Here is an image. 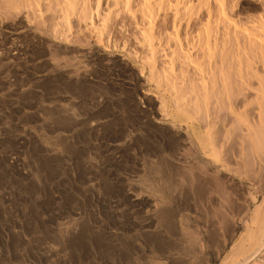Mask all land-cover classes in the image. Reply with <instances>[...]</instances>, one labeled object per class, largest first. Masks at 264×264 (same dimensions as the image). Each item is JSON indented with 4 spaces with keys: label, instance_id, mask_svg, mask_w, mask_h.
<instances>
[{
    "label": "rangeland",
    "instance_id": "obj_1",
    "mask_svg": "<svg viewBox=\"0 0 264 264\" xmlns=\"http://www.w3.org/2000/svg\"><path fill=\"white\" fill-rule=\"evenodd\" d=\"M68 1L0 0L1 263L252 254L264 211V0L224 2L231 22L215 0H182L178 23L160 0ZM205 3L213 20H200ZM146 4L157 10L150 27L138 19ZM207 18L213 59L187 53ZM222 54L223 73L212 68ZM261 251L252 264H264Z\"/></svg>",
    "mask_w": 264,
    "mask_h": 264
},
{
    "label": "bare ground",
    "instance_id": "obj_2",
    "mask_svg": "<svg viewBox=\"0 0 264 264\" xmlns=\"http://www.w3.org/2000/svg\"><path fill=\"white\" fill-rule=\"evenodd\" d=\"M120 1H121V0H120ZM148 1H149V0H148ZM148 1H147V2H148ZM155 1H156V0H155ZM155 1H154V4L156 3ZM209 1H210V0H209ZM209 1H208V2H209ZM215 1L217 2V4L214 3V4H216V7L219 6L218 10L220 11V12H219V13H220V18H221V19L223 18L224 20H227V21L231 22L232 20H231L230 17H229L230 19H227V17H228L229 14L227 15V13H228V12H226V11H228V10H226L227 5L224 4V2H227V1H229V0H215ZM63 2H64V1H63ZM127 2H128V1H127ZM129 2H130V1H129ZM129 2H128V4H129ZM157 2H158V1H157ZM165 2H167V5H166ZM172 2H173V1H172ZM175 2H176V3H175L174 5L171 4V0H168V1H166V0H160V1H159V5H158V3H156V5H158L157 7H159L160 11H161V9H165V8L168 9V7H169L170 10L173 8V10L176 11V12H175L176 14L174 15V16H176V18L172 20V21H174V22L177 20V16L180 14V11H181V10H180V9H181L180 7L182 6L181 3H182L183 1H182V0H181V1H180V0H176ZM211 2H212V1H211ZM67 3L69 4V1H68V0H67ZM67 3H65V4H67ZM118 3H120V2H118ZM118 3H117V4H118ZM228 3H229V2H228ZM68 4H67V5H68ZM73 4H74V3H72L71 5L73 6ZM205 4H206V5L208 4V5H207V6H208V10H207V12L205 11L206 14H202L203 16H202V15H201V17L198 16V17H200V20H202V19L204 20V18H206V17H208V18L211 19L212 17L217 16V15L214 14V13H215V12L217 13L218 10L216 9V11L214 12V10H213V3H205ZM71 5L69 4L68 7L71 6ZM118 5H119V4H118ZM125 5H126V4H125ZM129 5H130V4H129ZM146 5H147V4H146ZM146 5H145V6H146ZM180 5H181V6H180ZM184 5H185V4H184ZM72 6H71V7H72ZM74 6H75V4H74ZM148 6H149V7H148ZM154 6H155V5H154ZM154 6H153L152 4L147 5V8H148V9H147V10H146V9H145V10L143 9V11L140 12V13H142L141 16L137 15V17H138V16L140 17V18H138V19H140L139 22H140L141 24H142L143 22L145 23L147 20L152 19V18L155 17V13H157V12H156L157 10H155V7H154ZM179 6H180V7H179ZM201 6H202V5H201ZM201 6H200V7H201ZM203 6H204V5H203ZM71 7H70V8H71ZM183 7H184V6H183ZM216 7H215V8H216ZM66 8H67V6H66ZM131 8H132V7H131ZM205 8H206V7H205ZM189 9H190V8H189ZM229 9H230V8H229ZM173 10H171V11H173ZM154 11H155V12H154ZM158 11H159V10H158ZM160 11H159V12H160ZM163 11H164V10H163ZM174 11H173V13H174ZM130 12H131V11H130ZM132 12H134V11H132ZM136 12H137V11H136ZM181 13H182V11H181ZM200 13H201V12H200ZM153 14H154V16H153ZM158 14H159V13H158ZM217 14H218V13H217ZM181 16H182V14H181L179 17H181ZM229 16H230V15H229ZM134 17H135V15H134ZM182 17H183V16H182ZM135 18H136V17H135ZM173 18H174V17H173ZM208 18H207V19H208ZM218 18H219V17H218ZM178 19H180V18H178ZM136 20H137V18H136ZM152 20H154V19H152ZM211 20H213V19H211ZM214 20H215V23H216L217 21H218V22L220 21V20H217V19H214ZM216 20H217V21H216ZM230 20H231V21H230ZM149 21H150V20H149ZM149 21H148V23L146 22V24H148V26L150 25L149 23H151V21H150V22H149ZM263 21H264V20H263ZM139 22H138V23H139ZM202 22H203V21H202ZM207 22H208V25H209L210 27H208L207 29H206V27H204V29L207 30V31L204 30V31H205V32H204V35H205V33H206L207 35H206V37H203V38H202L203 40L206 38V39L203 41V44L201 43V40H202V39L200 40V39L198 38L199 41H200V44H198L199 42H198V43H195V40H194V42H193V44H192V47L190 46V50H188V52H187V53L190 52V54H193V53H191L192 50H194V49L197 48V50H195V51L197 52V54H198V52L201 54L202 59H203V57L205 58V56H206L207 54H208V56H206V57H211V58H212V56H215V55L217 54V53H216V48L213 47V43H212V42L217 43V35H216L215 38L213 37V39H214V41H213V39L211 38V37H212V36H211V35H212V32H211V31H213V30H212L213 28L211 29V26H212V25H210V24H213V23H210L209 19H208ZM207 22H206V23H207ZM260 22H261V21H260ZM144 23H143V24H144ZM153 23H154V21L152 22L151 25H153ZM175 23H178V22L176 21ZM220 23H221V22H220ZM220 23H219V24H220ZM222 23L227 25V26H224L225 28L227 27L226 29L229 28V27H228L229 24L225 23V21H223ZM141 24H140V25H141ZM146 24H145V25H146ZM206 25H207V24H206ZM138 26H139V25H138ZM179 26H180V25H179ZM216 26H217V25H216ZM229 26H230V25H229ZM149 27H150V26H149ZM180 27H181V26H180ZM183 27H184V26H183ZM212 27H213V26H212ZM153 28H154V27H153ZM153 28H152V30H154ZM188 28H189V27H187V29H188ZM182 29H183V28H182ZM184 29H185V28H184ZM189 29H190V28H189ZM216 29H217V28H216ZM232 29H233V28H232ZM144 30H145V29H144ZM190 30H191V29H190ZM217 31H218V30H217ZM220 31H221V30H220ZM149 32H150V31H149ZM149 32H147V33L149 34ZM215 32H216V31H215ZM225 32H226V31H225ZM229 32H230V31H229ZM187 33H188V32H187ZM213 33H214V32H213ZM217 34H219V33H217ZM152 35H153V34H152ZM220 35H221V34H220ZM226 35H227V34L225 33V36H226ZM228 35H229V33H228ZM149 36H150V35H149ZM233 36H234V35H233ZM177 37H178V36H177ZM219 37H220V36H219ZM227 37H228V36H227ZM255 37H256V36H255ZM180 38H181V37H180ZM228 38H229V37H228ZM235 38H236V37H235ZM260 38H261V37H260ZM154 39H155V37H154ZM249 39H250V38H249ZM258 39H259V38H258ZM211 40H212V41H211ZM220 40H221V39H220ZM225 40H227V38H226ZM235 40H236V39H235ZM177 41H178V39H177ZM180 41H182V40H180ZM187 41H189V40H187ZM187 41H186V43L190 45L191 43H190V42L188 43ZM192 41H193V40H192ZM192 41H191V42H192ZM178 42H179V41H178ZM218 42H219V40H218ZM234 42H237V40L234 41ZM250 42H251V41H250ZM179 43H180V42H179ZM179 43H177V44L180 45V46H183L182 44H179ZM194 44H196V45H194ZM197 44H198V45H197ZM239 44L241 45V43H239ZM239 44H238V45H239ZM178 45H177V46H178ZM189 45H188V46H189ZM216 46H217V44H216ZM153 47H154V46H153ZM155 47H156V46H155ZM155 47H154V48H155ZM204 47L207 48L206 51H205ZM237 47H238V46H237ZM179 48L182 50V48H184V47H179ZM191 48H192V50H191ZM239 48H240V47H239ZM244 48H245V47H244ZM251 48H252V46H251ZM159 49H160V48H159ZM177 49H178V48H177ZM180 49H178V50H180ZM185 49H186V48H185ZM248 49H249V48H248ZM255 49H256V48H255ZM181 50H180V51H181ZM183 50H184V49H183ZM235 50H236V49H235ZM238 50H239V49H238ZM251 50H253V49H251ZM153 51H154V53L157 52L156 49H155V50L153 49ZM153 51H152V52H153ZM186 51H187V50H185V52L182 51V53H181V52H180V53H181V54H184V53H185L186 56H187V55L189 56L188 59H190V55L187 54ZM239 51H241V50H239ZM193 52H194V51H193ZM205 52H208V53L206 54ZM219 52H220V51H219ZM221 52H222V51H221ZM246 52H247V50H246ZM204 53H205V54H204ZM225 53H226V52H225ZM230 53H231V52H230ZM263 53H264V52H263ZM155 54H156V53H155ZM155 54H153V56H154ZM177 54H179V53H177ZM197 54H196V57L198 56ZM220 54H221V53H220ZM251 54H252V53H251ZM156 55H157V54H156ZM156 55H155V56H156ZM228 55H229V54H228ZM234 55H235V54H234ZM155 56H154V57H155ZM183 56H184V55H183ZM186 56H184V57H186ZM188 56H187V57H188ZM191 56H192V55H191ZM235 56H236V55H235ZM263 56H264V55H263ZM187 57H186V58H187ZM196 57H195V59H196ZM199 58H200V57H199ZM214 58H215V57H214ZM239 58H241V57H239ZM212 59H213V58H212ZM218 59H220V56H219ZM224 59H225V55L222 54V55H221V61H220V67H218L219 65H218V66L216 65V67H212V68H214V70H218V69L221 68L220 71L222 70L221 72L223 73L224 70H225L224 68L227 66L226 63H225V61H224ZM228 59H229V58H228ZM237 59H238V58H237ZM252 59H253V58H252ZM208 60H209V59H208ZM214 60H215V59H214ZM216 60H217V59H216ZM225 60H226V59H225ZM190 61H191V59H190ZM218 61H219V60H218ZM181 62H182V61H181ZM209 62H210V61H209ZM226 62H228V61H226ZM233 62H234V61H233ZM240 62H241V60H240ZM216 63H218V62L216 61ZM216 63H215V64H216ZM244 63H245V62H244ZM246 63H247V62H246ZM215 64H214V65H215ZM227 64H228V63H227ZM237 64H238V63H237ZM255 65H256V64H255ZM200 66H201V65H200ZM239 66H240V65H239ZM249 66H250V65H249ZM209 67H210V66H209ZM223 67H224V68H223ZM227 67H228V66H227ZM241 67H242V66H241ZM210 68H211V67H210ZM200 69H201V68H200ZM223 69H224V70H223ZM240 69H241V68H240ZM220 71H219V72H220ZM225 71H226V70H225ZM248 76H249V75H248ZM206 77H207V76H206ZM214 77H215V76H214ZM226 77H227V76H226ZM245 78H246V77H245ZM247 84H248V83H247ZM211 85H212V84H211ZM200 89H201V88H200ZM206 89H207V88H206ZM262 90H263V89H262ZM207 104H208V103H207ZM199 107H200V106H199ZM238 113H239V112H238ZM248 121H249V120H248ZM245 122H246V121H245ZM253 125H254V124H253ZM204 130H205V129H204ZM207 134H208V133H207ZM208 138H209V137H207V139H208ZM208 143H210V142H208ZM208 143H207V144H208ZM210 144H211V143H210ZM210 144H208L209 147H206V149L210 150V149H211L210 147H213L216 143H215V144L212 143V145H210ZM195 146H196V145H195ZM210 151H211V150H210ZM214 151H215V150H214ZM205 152H206V151H205ZM220 152H221V151H220ZM210 153H211V152H210ZM263 157H264V156H263ZM263 157H262V158H263ZM261 160H262V159H261ZM263 160H264V159H263ZM198 162H199V161H198ZM204 163H205V162H204ZM262 163H263V161L261 162V164H262ZM263 164H264V163H263ZM210 165H211V164H210ZM261 167H262V166H261ZM165 169H166V168H165ZM261 172H262V170H261ZM263 173H264V172H263ZM263 177H264V175H263ZM167 181H168V180H167ZM251 184H252V183H251ZM263 189H264V187L262 188V191H264ZM262 191H261V192H262ZM260 194L263 196V192L260 193ZM262 196H261V197H262ZM263 199H264V197H263ZM263 202H264V201H263ZM262 205H263V204H262ZM262 205H261V208L263 207ZM259 208H260V207H259ZM259 208L257 209L258 211L262 210V209L259 210ZM263 208H264V207H263ZM166 212H167V211H166ZM249 212H250V211H249ZM249 212H248V213H249ZM261 212H262V211H261ZM159 213H160V212H159ZM161 213H162V211H161ZM157 214H158V213H157ZM163 214H164V213H163ZM257 214H258V212L255 214L254 219L258 217V218H257V219H258L257 221H258V223H259V224H258V225H259V228H258V226H257V227H256L257 229H254V231L257 230L258 232H256V231L254 232V231L251 230L252 232H254V234H253V233H250V234H253V235L255 236V235H258L257 233H259V237H260V239H259L258 236H255V238H256V237L258 238V239L256 238V239L258 240V241H257L255 238H252L253 235H252L251 237H250V235H249L250 238L248 239V240H249V243H248V244H249V248H250L249 250H251L252 248H253L252 250H254V248H255V247L253 246V245H255V244L250 243V241L256 243L257 248L255 249V251H253L252 254H249L250 251H249V252H246V251L244 250V254L246 253V254H245L246 256L244 255V258H243L241 261H239L238 258H237L238 261H235L234 264H252V262L254 263V261H255L254 259L258 256L259 253L262 252L261 250L264 248V211L261 213V215H257ZM161 215H162V214L158 215V217L161 216ZM165 215H166V214H165ZM165 215H162L160 218H158V220H159V219L161 220V222H159V224L161 223L163 226H164V224H166V222L168 221V216L171 217V215H169V213H168L166 216H165ZM171 219H172V218H170V220H171ZM252 219H253V218H252ZM160 220H159V221H160ZM171 221H172V220H171ZM252 221L254 222V221H256V220H252ZM168 222H169V221H168ZM253 222H251V224H253ZM170 223H171V222H170ZM159 224H158V225H159ZM168 225H169V223H167L166 226H168ZM245 225H246V224H245ZM255 225H256V223H255ZM166 226H165V227H166ZM161 227H162V226H161ZM248 227H249V226H248ZM166 228H167V227H166ZM166 228H165V229H166ZM167 229H168V228H167ZM51 233H52V232H51ZM255 233H256V234H255ZM254 236H253V237H254ZM253 239H254V241H253ZM162 240H163V239H162ZM255 240H256V242H255ZM258 242H259V243H258ZM61 243H62V242H61ZM257 243H258V245H257ZM250 246H252V247H250ZM241 247H242V246H241ZM42 250H43V249H42ZM65 250H66V248H65ZM167 250H169V249H167ZM177 250H178V249H177ZM252 250H251V251H252ZM48 251H49V250H48ZM110 251H112V250H110ZM110 251H109V253H111ZM119 251H120V250H118V252H119ZM130 251H131V250H130ZM159 251H160V250H159ZM170 251H171V250H170ZM45 252H46V251H45ZM100 252H102V251H100ZM103 252H104V251H103ZM112 252H113V251H112ZM118 252H117L118 255H117V254H116V256L114 255V256L116 257L115 259H117V256H118L119 260H122V259L125 260V259H126L127 261H126V263L124 262V264H139V263H136L135 260H137L136 258H138V261L141 260V259L139 258V256H138L139 254H138L137 252H136V253H132V252H128V251H121L120 253H118ZM134 252H135V251H134ZM147 252H148V251H147ZM154 252H156V251H154ZM154 252H152V256H153V254H154V255L158 254V255L156 256V257L158 258V257H159V253H157V252L154 253ZM176 252L178 253V251H174V253H176ZM241 252H242V251H241ZM104 253H105V252H104ZM115 253H116V252H115ZM139 253H140V252H139ZM149 253H150V252H149ZM160 253H163V251H162V252L160 251ZM174 253H173V252H167V253L164 252L163 255L168 254V255H166L167 258H168V260H170L171 262L174 261V263H176L177 261H179V260H178L179 258L176 259L177 256H176ZM180 253H181V252H180ZM180 253H179V254H180ZM242 253H243V252H242ZM247 253H248V255H247ZM44 254H46V253H44ZM48 254H49V253H48ZM50 254H51V253H50ZM99 254H100V253H98V256L102 255L101 257H103V254H102V253H101L100 255H99ZM112 254H114V253H112ZM137 254H138V255H137ZM142 254H143V253H142ZM185 254H187V253H185ZM185 254H184V255H185ZM240 254H241V253H240ZM262 254H264V253H262ZM42 255H43V254H42ZM106 255H107V254H106ZM144 255H146V253H145ZM150 255H151V254H150ZM163 255L161 254L160 256H163ZM177 255H178V254H177ZM184 255L182 254V256H184ZM242 255H243V254H241V255H239V256L241 257ZM40 256H41V255H40ZM44 256L46 257V255H44ZM59 256H60V255H59ZM114 256L112 255L113 258H114ZM140 256H142V255H140ZM147 256H149V255H147ZM175 256H176V258H175ZM185 256H186V255H185ZM108 257H110L109 259H111V255L108 256ZM108 257H107V259H108ZM144 257H145V256H144ZM187 257H188V256H187ZM232 257H233V256H232ZM240 257H239V259H240ZM0 258H1V257H0ZM40 258H41V257H40ZM96 258H97V257H96ZM104 258H105V256H104ZM113 258H112V260H113ZM120 258H122V259H120ZM141 258H142V257H141ZM159 258H160V257H159ZM163 258H164V257H163ZM165 258H166V257H165ZM167 258H166V260H167ZM183 258H184V257H183ZM233 258H234V257H233ZM115 259H114V260H115ZM139 259H140V260H139ZM142 259H143V258H142ZM152 259H153V257H152ZM155 259H156V258H155ZM33 260H34V259H33ZM119 260H117V261H119ZM175 260H176V261H175ZM184 260H185V259H184ZM134 261H135V262H134ZM138 261H137V262H138ZM150 261H153V260H150ZM182 261H183V259H182ZM185 261H186V260H185ZM230 261H231V260H230ZM49 262H50V261H49ZM121 262H122V261H121ZM0 263H1V261H0ZM115 263H116V262H114V264H115ZM160 263H161V262H160ZM179 263H180V261H179ZM179 263H178V264H179ZM185 263H188V261L185 262ZM1 264H3V263H1ZM111 264H112V263H111ZM117 264H120V263H117ZM140 264H141V263H140ZM151 264H152V263H151ZM154 264H155V263H154ZM167 264H168V263H167ZM169 264H170V263H169Z\"/></svg>",
    "mask_w": 264,
    "mask_h": 264
}]
</instances>
